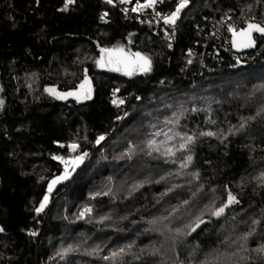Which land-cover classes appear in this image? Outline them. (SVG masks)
Masks as SVG:
<instances>
[{
  "label": "trees",
  "instance_id": "trees-1",
  "mask_svg": "<svg viewBox=\"0 0 264 264\" xmlns=\"http://www.w3.org/2000/svg\"><path fill=\"white\" fill-rule=\"evenodd\" d=\"M66 2L0 0V264H264V37L239 54L228 31L264 23V0H193L173 50L131 11L137 0ZM95 42L127 43L151 70L110 72ZM85 75L90 102L45 91L76 89ZM185 135L193 142L180 150ZM73 142L87 156L49 194L64 171L52 157L72 158ZM229 192L238 203L211 215ZM197 217L205 223L185 235Z\"/></svg>",
  "mask_w": 264,
  "mask_h": 264
},
{
  "label": "snow or ice",
  "instance_id": "snow-or-ice-1",
  "mask_svg": "<svg viewBox=\"0 0 264 264\" xmlns=\"http://www.w3.org/2000/svg\"><path fill=\"white\" fill-rule=\"evenodd\" d=\"M74 0H67L65 3L64 9L67 10L68 5L73 3ZM107 3L111 4L113 3V0H106ZM120 3H128L129 0H119ZM163 0H145L144 4L139 3V0H137L136 6L131 9L133 12H140L145 8H153L157 3H161ZM189 0H180L178 6L176 7L175 11H173L170 15L164 16L163 21L166 25H174L176 23V20L179 18V14L183 8H185L188 4ZM124 11H127L126 9ZM106 15V14H105ZM156 16H160V13H155ZM101 19H104L102 16ZM228 31L232 33L233 40L232 44L234 47H245L250 48L255 46V40L253 38V33H259L261 36H264V23H257V22H247V26L237 30L234 26L229 25ZM101 52L103 55L99 60L96 61L98 66L100 67H107L110 71L115 72H123L124 75L131 76L135 74L136 72H143L147 73L151 70V59L150 57L146 55H142L139 52L136 53H126L125 48L123 46H119L112 49H101ZM191 55V53H189ZM191 63V60L188 61ZM46 92H48L50 95H53L56 99H67L69 96H73L79 101L81 98L83 99H91V82L88 79L87 75H85V79L82 81V83L79 85V87L74 92H58L55 88H47L45 89ZM113 103H117V101L114 99ZM120 104H123L124 101L120 100ZM3 106V100H0V108ZM264 113V108H261L260 112L257 114ZM243 127V124L241 125ZM158 135V134H157ZM200 135L202 136H215L216 133L213 132H201ZM104 137L101 136L97 140V143H99L100 140H103ZM182 140L185 141V143L180 144V150H184L187 148L188 144L193 142V137L191 136H183L181 137ZM154 140L148 141V147L149 149L159 151L158 148H154L155 145ZM63 147V145H61ZM68 147L75 152L79 145L75 142L68 145ZM166 153L169 155H175V153L172 151V149H166ZM151 154V152L149 153ZM87 156V153H83L81 155L74 156L70 159H65L60 156H53L52 158L54 160H59L60 163L64 165V171L61 175L55 176L49 183H48V192L51 193L53 187L67 179L70 178L72 172L75 171V168L83 162L84 157ZM192 162V156H187V159L184 164L181 165V167H187L188 164ZM198 176V174H195ZM262 183H264V174H261L259 177ZM49 200V196L45 195L43 197V200L41 201L39 207L35 209L37 213H40L44 210ZM233 203H238L236 200V197L232 195L231 192L228 193L227 196V202L224 203L222 206L216 208L214 211L211 212V215L219 217L221 216L227 207H229ZM92 210L90 208H85L83 212L80 213V216L83 217L86 213H90ZM205 223V221L197 217L196 220L193 222V224L185 225L186 228L189 229L187 233H184L185 235H191L192 232L196 231L197 228L200 227L201 224ZM2 231V229H0ZM182 229L177 228L175 229V232L177 235H180L182 233ZM35 235V233H32ZM253 233L249 232L243 239L247 241L248 236H251ZM131 246H129L130 250ZM73 251L72 248H66L63 249L61 252H58L57 255L60 256L61 259L65 257V255L69 252ZM257 252L264 253V247H261L259 249H255ZM125 253V249L121 248L118 252H113L111 257H103L104 259H115L118 256H122ZM158 253H153V255ZM242 259H244L242 257Z\"/></svg>",
  "mask_w": 264,
  "mask_h": 264
},
{
  "label": "built area",
  "instance_id": "built-area-1",
  "mask_svg": "<svg viewBox=\"0 0 264 264\" xmlns=\"http://www.w3.org/2000/svg\"><path fill=\"white\" fill-rule=\"evenodd\" d=\"M179 2H180V0H177V2H176L177 5L179 4ZM137 13L140 15L139 16L140 22H142L143 19H147V20H150V21H153L154 23H156L158 25L160 32L163 35V38L167 42L168 48L170 50H173L175 48L176 37H177L176 36L177 28H176V26L164 24L163 17L168 16L171 13L163 10L161 8V3H157L153 8H145L142 11L137 12ZM155 13H160V16H156Z\"/></svg>",
  "mask_w": 264,
  "mask_h": 264
},
{
  "label": "water",
  "instance_id": "water-1",
  "mask_svg": "<svg viewBox=\"0 0 264 264\" xmlns=\"http://www.w3.org/2000/svg\"><path fill=\"white\" fill-rule=\"evenodd\" d=\"M192 2H193V0H191L190 2H188L187 6L181 10V12H180V14H179V18L176 20V23H175L174 25H172V26H176V25L180 22V20L182 19L183 13H184V12H185V11L191 6V5H192ZM257 23H258V22H257ZM245 27H246V26H245ZM239 30H240V29H239ZM257 36H259V37H264V36H261L259 33H253V38H254V40H255V46H254V47H250V48L239 47V48H237V47H234L233 44H232V49H233V51L236 52V53L241 54V53H247V52H251V51L256 50V48H257V46H258V40L256 39ZM232 40H233V36H232ZM232 40H231V41H232ZM95 44L97 45V47H98V51L100 52L101 56L103 55V53L101 52V49H108V48H105V47H102L101 45H99L98 42H95ZM106 69H107L108 71H110L107 67H106ZM110 72H114V73H118V74H120V75H124L122 71H121V72L110 71ZM138 73H140V72H136L135 74H133V75H131V76H129V77L135 76V75H137ZM124 76H128V75H124ZM88 79H89V78H88ZM89 80H90V79H89ZM78 87H79V86H78ZM78 87H77V88H78ZM77 88H76V89H77ZM76 89H73V90H70V91H67V92H74V91H76ZM93 98H94V85H93V83L91 82V99H83V98H81L79 101H77V99H76L75 97H73V96H69V97H67V99H64V100L67 101V102L74 101V102H77V103H86V102H90V101H92ZM78 167H79V165L75 168V171L72 172L70 178H71V177L75 174V172L78 170ZM70 178H69V179H70ZM55 188H56V185L53 187L51 193L54 192ZM48 193H49V192H48ZM51 193H49V194H51Z\"/></svg>",
  "mask_w": 264,
  "mask_h": 264
},
{
  "label": "rangeland",
  "instance_id": "rangeland-1",
  "mask_svg": "<svg viewBox=\"0 0 264 264\" xmlns=\"http://www.w3.org/2000/svg\"><path fill=\"white\" fill-rule=\"evenodd\" d=\"M144 22H146V21H144ZM119 46H123V47L125 48V52H126V53H130V50H129V47H128L127 43H123V42H122V43H119V44H117L116 46L111 47V48H109V49L116 48V47H119ZM144 55H145V54H144ZM146 56H147V55H146ZM151 67H152V65H151ZM48 88H55V89L58 91V89H57L56 87H48ZM58 92H60V91H58ZM78 149H79V147L77 148V150H76L75 152H73V151L70 149L71 157L75 156V154L77 153ZM60 157H62V156H60ZM65 159H70V158H65Z\"/></svg>",
  "mask_w": 264,
  "mask_h": 264
},
{
  "label": "bare ground",
  "instance_id": "bare-ground-1",
  "mask_svg": "<svg viewBox=\"0 0 264 264\" xmlns=\"http://www.w3.org/2000/svg\"><path fill=\"white\" fill-rule=\"evenodd\" d=\"M232 40V39H231Z\"/></svg>",
  "mask_w": 264,
  "mask_h": 264
}]
</instances>
